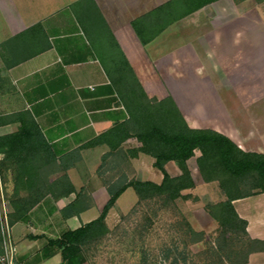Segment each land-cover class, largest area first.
I'll return each mask as SVG.
<instances>
[{"label": "crops", "instance_id": "obj_1", "mask_svg": "<svg viewBox=\"0 0 264 264\" xmlns=\"http://www.w3.org/2000/svg\"><path fill=\"white\" fill-rule=\"evenodd\" d=\"M168 1L0 0V135L13 132L18 124L3 119L26 111L55 155V174L51 178L65 172L74 188L83 190L77 199L82 206L78 213L63 217L59 212L74 198L73 193L59 198L47 195L11 224L17 247L16 264H91L87 251L74 254L69 261L63 260L60 250L49 240L59 238L65 230L75 229L99 215L108 199L103 183L107 173L119 175L129 168L128 179L138 177L158 183L162 177L157 169L154 176L149 177L155 169L152 157L143 153L131 158L126 156L127 150L139 146L134 138L122 143V159L120 153L117 161L101 167L107 145L84 146L128 118L118 86L108 73L113 52L108 40H115L146 95L156 99L171 97L188 126L213 129L242 150L264 153V116L250 113L262 103L254 95L255 89L252 87L249 91L253 101L244 112H240L236 104L224 103L216 93L218 89L236 91L245 88L249 81L264 77V55L254 59L263 60L262 65L254 68L252 63L254 69L250 71L235 47L240 40H229L236 49L229 55L223 53L220 18L224 11L219 5L222 0L170 22H166L163 14L146 16ZM93 5L106 27L94 15ZM166 10L180 12L185 8L183 4L174 3ZM137 19L139 29L145 35L152 34L145 44L140 42L132 26ZM159 27L162 29L157 31ZM190 40L215 41L216 51L208 56L210 65L199 64L196 69L191 64L188 56L192 49ZM179 54L182 58H177ZM253 57L255 54L250 55ZM191 77L195 84L196 81L197 84L204 83L205 92L215 90L213 102L206 101V97L190 102L184 96L194 85ZM198 154L195 151L194 158ZM60 157H63L61 161ZM164 168L171 176L179 174L173 161L166 162ZM117 175L109 182H114ZM195 189L194 182L193 188L182 190L181 194H196ZM117 199L105 216L108 229V218L113 211L126 210L136 201V196L122 209L115 206ZM222 199L221 195L219 200ZM232 206L237 216L246 222L247 236L264 240V191L235 199ZM186 218L196 226L195 232L203 233L198 242L216 227L206 213H193ZM185 263L173 258L170 264ZM237 264H264V250L251 251L244 263Z\"/></svg>", "mask_w": 264, "mask_h": 264}, {"label": "trees", "instance_id": "obj_2", "mask_svg": "<svg viewBox=\"0 0 264 264\" xmlns=\"http://www.w3.org/2000/svg\"><path fill=\"white\" fill-rule=\"evenodd\" d=\"M214 1L170 0L146 16L163 14L166 22H170ZM174 3L183 4L185 10L167 11V7ZM93 12L106 27L94 5ZM138 22V19L134 20L132 26L140 42L145 44L152 34L145 35L139 29ZM161 29L159 27L157 31ZM108 41L113 48L108 73L118 86L128 118L95 136L84 146L107 145L108 151L101 157V167L117 161L120 153L122 159V143L134 138L139 146L127 150L126 156L131 158L143 153L152 157V167L160 171L162 177L158 183L138 177L128 179L124 173L117 175L114 182L106 178L103 183L108 199L99 215L75 229L65 230L59 238L49 240V243L56 245L63 260L69 261L74 254L86 252L91 243L108 233L105 216L127 187L133 189L136 204L154 200L165 206L178 198L187 197L181 191L193 188L194 182L186 161L198 151L195 163L202 180L215 181L223 196L218 202L204 205L219 231L216 240L207 249L208 254L221 262L224 259L229 264H237L244 263L251 251L264 250V240L247 236L246 222L237 216L232 206L235 199L264 191V153L242 150L227 136L213 129L188 126L171 97L156 99L146 95L115 40ZM3 120L18 123L13 132L0 135V170L2 175H10L12 183L8 197L12 209L8 216L10 225L20 220L47 195L59 198L73 193L74 198L59 212L63 217L78 213L82 206L77 199L82 196L83 190H76L65 172L51 178L55 174L53 163L56 158L31 116L26 111H19ZM108 157L111 159L107 160ZM62 159L60 157L59 161ZM168 161L176 164L178 175L171 176L165 170L164 165ZM185 225L192 234H203L195 232L188 223Z\"/></svg>", "mask_w": 264, "mask_h": 264}, {"label": "rangeland", "instance_id": "obj_3", "mask_svg": "<svg viewBox=\"0 0 264 264\" xmlns=\"http://www.w3.org/2000/svg\"><path fill=\"white\" fill-rule=\"evenodd\" d=\"M219 5L223 8L221 22L223 24V44L222 50L228 55L234 52L229 40H240V44L235 47L243 56V64L248 65L250 71L259 65L263 60L256 61L257 57L264 55V0H222ZM191 53L188 55L191 64L198 69L199 64L210 65L209 54L216 51L214 40H190ZM220 47V45H219ZM178 54V53H177ZM208 54V55H206ZM255 57L250 58V55ZM182 58L181 54L177 58ZM251 61H250V60ZM182 61H180L181 64ZM254 65V68L251 65ZM247 66V67H248ZM261 68V67H259ZM178 69H182L179 67ZM246 69V68H245ZM262 70V68H261ZM191 72V68H188ZM192 90L189 93H182L191 101L198 102L200 98L206 97V101L213 102L218 97L223 99L224 103H233L238 105L240 112L246 110V106L253 101L252 87L255 89L256 96L259 97L260 106L254 110L255 115L264 116V77H259L255 82L245 85V88L239 90H209L205 92L204 83L196 84L195 79L191 77ZM250 80H252L250 78ZM202 88L199 89V86ZM259 90V91H258ZM181 96V94H180ZM198 116L197 112L195 114ZM2 158V157H1ZM1 160V159H0ZM189 170L196 185V194H187L185 198H178L173 203L165 206L156 201L132 203L124 211L116 209L108 218L109 229L100 240L91 243L87 247V255L91 264H170L171 260L178 262L185 261V264H229L222 259L219 261L214 255L208 254L207 249L211 246L218 236V227L209 231L201 242H198L200 234H192L188 231L185 223L194 230L191 222L186 218L193 213H206L204 205L206 203H215L219 201L220 191H217L215 181L204 182L196 169L194 156L189 159ZM124 173L130 176L131 172ZM157 172L153 169L150 178ZM117 173H107L106 178H113ZM147 177V176H146ZM0 179L3 188V194L7 202L8 216L12 209L8 201L11 192L12 183L9 174L2 175L0 170ZM207 183V184H206ZM135 199V193L131 187L117 199L116 207L125 208L126 205ZM207 214V213H206ZM215 222V221H214Z\"/></svg>", "mask_w": 264, "mask_h": 264}, {"label": "built area", "instance_id": "obj_4", "mask_svg": "<svg viewBox=\"0 0 264 264\" xmlns=\"http://www.w3.org/2000/svg\"><path fill=\"white\" fill-rule=\"evenodd\" d=\"M2 154L0 153V159ZM7 202L0 179V264H16L17 247L8 221Z\"/></svg>", "mask_w": 264, "mask_h": 264}]
</instances>
